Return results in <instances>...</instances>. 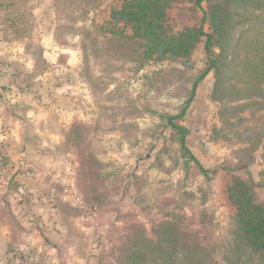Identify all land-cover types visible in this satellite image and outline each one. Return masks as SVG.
Instances as JSON below:
<instances>
[{
    "label": "rangeland",
    "instance_id": "obj_1",
    "mask_svg": "<svg viewBox=\"0 0 264 264\" xmlns=\"http://www.w3.org/2000/svg\"><path fill=\"white\" fill-rule=\"evenodd\" d=\"M124 1L0 0V71L19 109L59 134L71 208L93 239L86 264H143L166 223L226 264L241 239L234 178L251 179L264 207V79L246 83L264 78V0H174L169 28L214 36L181 57L146 54L112 21Z\"/></svg>",
    "mask_w": 264,
    "mask_h": 264
},
{
    "label": "crops",
    "instance_id": "obj_2",
    "mask_svg": "<svg viewBox=\"0 0 264 264\" xmlns=\"http://www.w3.org/2000/svg\"><path fill=\"white\" fill-rule=\"evenodd\" d=\"M2 71L0 264H86L93 239L88 240L89 229L80 211L71 208L76 202L67 182L70 168L56 148L59 134L44 131L40 111L19 109L22 98L16 82L11 72H4L6 67ZM7 84L15 90L6 91ZM36 194L46 196L45 201L29 204L28 197ZM72 209L77 213L68 222Z\"/></svg>",
    "mask_w": 264,
    "mask_h": 264
},
{
    "label": "trees",
    "instance_id": "obj_3",
    "mask_svg": "<svg viewBox=\"0 0 264 264\" xmlns=\"http://www.w3.org/2000/svg\"><path fill=\"white\" fill-rule=\"evenodd\" d=\"M173 1L125 0L120 8L112 10V21L132 25L135 35L145 41V53L148 55L158 53L160 56H188L196 48L202 36L208 38V43L214 39V36L206 33L203 28L188 29L184 33H176L169 28L166 24L167 10ZM203 1L205 0H196L195 3L200 7ZM218 19L215 14V31L221 33ZM208 72L207 70L202 77ZM253 73L246 83H251L249 87L256 85V89L260 91L261 87L258 86L264 78H260L256 72ZM218 86L220 87L219 83ZM179 128L184 131L182 127ZM253 187L254 182L251 179L246 183L240 176L235 177L229 187L230 200L237 210L241 239L237 249L231 255L224 257L226 264H264V261L258 259V254L264 256V207L256 202ZM213 253L206 247L196 244L190 237L179 236L175 229L166 223L161 247L147 246L141 248L138 254L143 264L150 261V256L158 264H219ZM138 254H134L133 258Z\"/></svg>",
    "mask_w": 264,
    "mask_h": 264
},
{
    "label": "built area",
    "instance_id": "obj_4",
    "mask_svg": "<svg viewBox=\"0 0 264 264\" xmlns=\"http://www.w3.org/2000/svg\"><path fill=\"white\" fill-rule=\"evenodd\" d=\"M46 196L42 195V194H36L32 197H28L27 202H29V204H36L39 203L40 201H45Z\"/></svg>",
    "mask_w": 264,
    "mask_h": 264
},
{
    "label": "water",
    "instance_id": "obj_5",
    "mask_svg": "<svg viewBox=\"0 0 264 264\" xmlns=\"http://www.w3.org/2000/svg\"><path fill=\"white\" fill-rule=\"evenodd\" d=\"M75 79L72 77V81H74Z\"/></svg>",
    "mask_w": 264,
    "mask_h": 264
}]
</instances>
